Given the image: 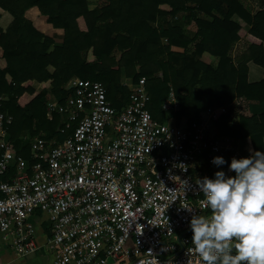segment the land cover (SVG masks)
I'll return each instance as SVG.
<instances>
[{"label": "built area", "instance_id": "1", "mask_svg": "<svg viewBox=\"0 0 264 264\" xmlns=\"http://www.w3.org/2000/svg\"><path fill=\"white\" fill-rule=\"evenodd\" d=\"M66 91L63 103L48 99L46 114L61 118L64 139L34 138L29 161L14 152L0 94V240L34 255L45 223L52 264H202L189 224L193 214H211L196 181L210 178L207 167L217 171L214 157L238 158L231 139L217 135L214 111L160 123L145 77L131 83L119 110L101 82L73 78ZM173 98L170 91L163 112L180 110Z\"/></svg>", "mask_w": 264, "mask_h": 264}, {"label": "trees", "instance_id": "2", "mask_svg": "<svg viewBox=\"0 0 264 264\" xmlns=\"http://www.w3.org/2000/svg\"><path fill=\"white\" fill-rule=\"evenodd\" d=\"M251 2L259 9L254 11ZM32 7L63 31L61 46L50 51L52 39L24 17ZM0 8L12 16L5 31L0 28V94L9 98L3 109L11 116L10 140L22 158H29L36 137L64 139L61 118L46 117L48 88L63 103L71 79L98 81L119 110L129 97L122 74L134 83L146 78L148 109L155 120L159 105L172 91L180 105L178 121H200L214 109L219 137L233 144L249 137L254 152H264V79L247 82L249 62L264 69V0H106L93 10L88 0H0ZM181 13L196 26L192 39L171 24ZM159 19L164 26H150ZM171 47L185 49L176 53ZM203 53L219 58L217 66L201 62ZM34 82L41 90L33 88ZM240 100L248 110L250 102L257 103L259 111L241 113L236 104ZM26 131L31 140L24 143L20 137ZM232 153H226L225 167Z\"/></svg>", "mask_w": 264, "mask_h": 264}, {"label": "clouds", "instance_id": "3", "mask_svg": "<svg viewBox=\"0 0 264 264\" xmlns=\"http://www.w3.org/2000/svg\"><path fill=\"white\" fill-rule=\"evenodd\" d=\"M211 163L220 167L225 161L217 156ZM228 169L234 177L217 171L196 181L211 215H192L191 251L202 264H264V152L233 157ZM182 182L190 190L189 181Z\"/></svg>", "mask_w": 264, "mask_h": 264}, {"label": "crops", "instance_id": "4", "mask_svg": "<svg viewBox=\"0 0 264 264\" xmlns=\"http://www.w3.org/2000/svg\"><path fill=\"white\" fill-rule=\"evenodd\" d=\"M24 17L32 23L33 27L38 32H40L43 35H45L46 37H49L52 39L53 44L50 47V51L55 46H61L62 45L63 31L61 29H55L52 27L51 24L47 23L46 18L39 13V11L36 7L29 8L24 13ZM179 18H182L183 21H181L180 24L175 25V26L180 27L183 30L184 35H186L189 39H192L194 37L195 31H196L195 24L194 23L188 24L186 21H184V17H179L178 15L176 17H174V19L172 20V24L176 23ZM203 19L206 21H211V18L210 19L203 18ZM11 21H12V16L8 12L3 11L0 8V28L3 31H5V29L10 25ZM192 27H193V29H192ZM240 45H241V42H239V44L236 43V46L234 47V51H232L233 56L235 55V49H237ZM192 46L193 45L191 43L188 45V47H190V48ZM184 49L185 48H182V47H171V50L173 52H176V53H183ZM263 51H264V42H263ZM200 61L203 62L204 64L211 65V66L215 67V66H217V64L219 62V58H217L215 56H211L208 53H203L200 56ZM263 79H264V69L262 67L256 65V64H254L253 62H249L247 64V82L249 84L258 83V82L262 81ZM122 82H123L122 85H124V87H127L128 91H129L131 83H134L132 80H127V79H122ZM168 95H167V97H168ZM167 97L159 105V108H158L159 114L156 113V117L159 121L158 120H156V121H158L160 123L179 124L183 119H186V117H181L179 121L177 120V114L180 110L178 112H175L172 110V111H169L167 113L163 112V110H162L163 103L167 99ZM173 100L175 103H177L179 105V103L175 99V97L173 98ZM232 104H230V105H232ZM249 104H250V110H248V108H247V111L245 112L248 116L259 111V105L257 103L250 102ZM178 107L180 109V105ZM213 110L214 109H210L207 111H213ZM213 127H214L215 131L218 133L215 125H213ZM20 138H21V141L24 142L23 137H20ZM244 142H246V146H247L246 157H245V158H247L252 154V152H254V149L252 146L251 139L249 137L246 138L244 140ZM240 144L241 143H239L238 146ZM235 151H236L238 157L241 156L236 148H235ZM14 152H15V150H14ZM231 159H232V157H231ZM25 160H28V161L30 160V153H29V158H27ZM227 168H228V166H227ZM218 170H219V168L217 169V171ZM207 171L210 173V178H214V174L217 172V171L212 172V171H214V169L211 167H207ZM228 171H229V169H228ZM232 177H234V176H232ZM37 233H38L37 244L39 246H41L42 248L38 253H36L34 255L27 256V257H21L20 255H17L15 252L12 251V249L10 247H8L5 243H3L0 240V264H52V255L47 250H45L43 247L44 244L46 243V239H47V229H46L45 223H43L42 225H39L37 227Z\"/></svg>", "mask_w": 264, "mask_h": 264}, {"label": "rangeland", "instance_id": "5", "mask_svg": "<svg viewBox=\"0 0 264 264\" xmlns=\"http://www.w3.org/2000/svg\"><path fill=\"white\" fill-rule=\"evenodd\" d=\"M105 2H106V0H88V8L90 10H93L94 8L100 7ZM251 3H252V7H253L254 11H256V10L259 9L258 8L259 5L257 4V2H251ZM185 15H186V13H181L178 16L179 17H185ZM199 17L202 18V19L203 18L210 19V17H207L204 14H200ZM181 21H183L182 18H179L178 21L176 23H173V24L174 25H178V24L181 23ZM171 24H172V21H171ZM164 25H165V21L163 19H159L157 22L152 23L150 26H152V27H160V26H164ZM192 29H193V27H192ZM138 69H139V66L136 67V70L137 71H138ZM122 79L131 80V79H128L127 77H125L123 74L121 75V82H122ZM32 86H33L34 89H36V91L41 90V86L39 84H37L36 82H34L32 84ZM47 90H48V93H47V96H46V103L48 102V99L50 97L51 98H54L52 96L51 92H49V88ZM5 97H7V95H5ZM7 99H9V98L7 97ZM166 124H169V123H166ZM21 137H23L24 143L31 140V137H30V135H29V133L27 131L26 132H23L22 135H21ZM239 143H241V144L238 146ZM234 147L237 149V151L241 155V156L238 157V159H240V157L241 158H245L246 157V149H247L246 142H244V141L243 142H237V143L234 144ZM218 171H223L226 174V176H228V177L235 176V173L234 172L228 171V168L225 167V164L222 165V166H220Z\"/></svg>", "mask_w": 264, "mask_h": 264}, {"label": "water", "instance_id": "6", "mask_svg": "<svg viewBox=\"0 0 264 264\" xmlns=\"http://www.w3.org/2000/svg\"><path fill=\"white\" fill-rule=\"evenodd\" d=\"M191 231H188V233H190Z\"/></svg>", "mask_w": 264, "mask_h": 264}]
</instances>
